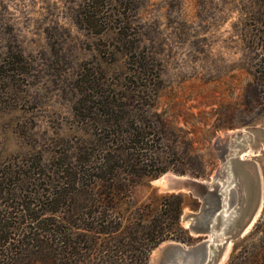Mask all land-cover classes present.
<instances>
[{"label": "rangeland", "instance_id": "rangeland-1", "mask_svg": "<svg viewBox=\"0 0 264 264\" xmlns=\"http://www.w3.org/2000/svg\"><path fill=\"white\" fill-rule=\"evenodd\" d=\"M95 1L91 10L88 0H0L1 235L35 219L46 240L58 228L55 209L59 217L69 210L61 225L71 230V209L87 203L75 193L89 182L88 167L111 138L127 134L113 137L106 124L104 104L116 97L122 131L134 133L129 121L144 115L160 129L161 140L125 145L128 156L159 158L167 170L157 177L209 183L222 169L227 135L248 133L255 155L246 156L244 171L259 186L260 210L249 232L232 240L224 264H256L264 257V0ZM151 89L155 109L130 99ZM198 172L203 177L191 176ZM155 178L140 180L131 200L163 195ZM181 195L179 223L190 237L181 243L189 247L207 236L191 235L181 219L207 204ZM256 223L261 231L251 236ZM33 245L27 249L38 257Z\"/></svg>", "mask_w": 264, "mask_h": 264}, {"label": "trees", "instance_id": "trees-1", "mask_svg": "<svg viewBox=\"0 0 264 264\" xmlns=\"http://www.w3.org/2000/svg\"><path fill=\"white\" fill-rule=\"evenodd\" d=\"M88 2L92 10L96 1L88 0ZM91 10L84 15L90 17L93 13ZM144 88H147L146 84ZM130 99L140 106L144 103L155 109L158 93L153 89L137 91L136 95H130ZM120 101L119 98L113 97L105 102L106 124L110 127L113 137L119 133L123 134L122 132L127 134L119 139L111 138L107 151L88 167L91 174L88 178L89 182L85 187H79L75 193L77 197L82 193L87 203L78 210L71 209V230L62 231L64 226L61 225L69 210L59 217L58 209L50 211L59 219L55 221L58 228L53 230L56 234L49 235L46 240L38 239L41 236L38 232L40 228L38 223L34 224L35 219L30 220L26 227H22L23 223L6 226V229L11 228L13 233L9 231L3 237L0 231V264H31L35 258L46 264H149L150 252L161 242L190 240L187 230L179 223L183 208L181 194L154 195L156 201L151 203H136L131 200L132 188L140 180L155 178L167 168L159 167L161 164L159 158L154 155L148 158L145 153L129 156L125 154L129 149L125 145L144 146L151 136L159 137L161 140L162 135L157 126L148 123L149 120L145 115L134 116L129 121L128 125L134 133L130 135V131H122L124 114H122L123 103ZM151 117L161 122L156 111ZM79 161L83 163V159ZM191 176L203 177L200 172ZM59 193L56 191L55 197ZM29 206L25 205L27 211ZM260 228L261 224L256 223L250 235L254 236ZM20 229L24 230L23 234H19ZM31 230L35 232L31 233ZM16 233L17 239L14 238ZM57 234L59 237L56 241L54 237ZM30 243L40 247L38 257L28 251L27 246ZM262 258L257 260L256 264H264L263 255Z\"/></svg>", "mask_w": 264, "mask_h": 264}, {"label": "water", "instance_id": "water-1", "mask_svg": "<svg viewBox=\"0 0 264 264\" xmlns=\"http://www.w3.org/2000/svg\"><path fill=\"white\" fill-rule=\"evenodd\" d=\"M247 134L242 131L227 135L228 150L222 169L209 183L168 173L151 181L160 193L191 194L206 202V208L184 215L181 222L191 235L207 237L189 247L163 241L151 251L149 264H224L228 260L232 240L249 232L261 204L259 186L254 187L244 171L251 164L246 156L255 155Z\"/></svg>", "mask_w": 264, "mask_h": 264}]
</instances>
